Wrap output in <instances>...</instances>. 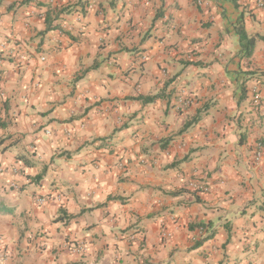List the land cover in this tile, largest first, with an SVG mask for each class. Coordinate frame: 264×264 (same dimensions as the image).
Here are the masks:
<instances>
[{
	"label": "crops",
	"instance_id": "obj_1",
	"mask_svg": "<svg viewBox=\"0 0 264 264\" xmlns=\"http://www.w3.org/2000/svg\"><path fill=\"white\" fill-rule=\"evenodd\" d=\"M0 264H264V10L0 0Z\"/></svg>",
	"mask_w": 264,
	"mask_h": 264
},
{
	"label": "trees",
	"instance_id": "obj_2",
	"mask_svg": "<svg viewBox=\"0 0 264 264\" xmlns=\"http://www.w3.org/2000/svg\"><path fill=\"white\" fill-rule=\"evenodd\" d=\"M47 30H49V27H47ZM237 32H238V35L240 37V41L242 42V47H243L244 54L246 56H250L251 53H252L253 45H254V38L248 37L246 35V33L244 32L243 27L241 25L237 29ZM157 97H159V96L156 94V95H153V96H137L134 99L141 100L142 102L147 103V102H151V101L155 100ZM204 239L205 238L199 239V241L196 244H199V242H201Z\"/></svg>",
	"mask_w": 264,
	"mask_h": 264
},
{
	"label": "built area",
	"instance_id": "obj_3",
	"mask_svg": "<svg viewBox=\"0 0 264 264\" xmlns=\"http://www.w3.org/2000/svg\"><path fill=\"white\" fill-rule=\"evenodd\" d=\"M253 4H254V6L256 8L264 10V0H253ZM254 99L256 101L259 100V95L257 93L254 94ZM261 157H262V150L260 149V150H258V151L255 152L254 159L256 161H258V160L261 159ZM37 200L39 202H41L43 199L42 198H38ZM199 232H200V235L203 234V229L200 228ZM200 237H202V236H200ZM74 249L77 250V251H79L81 249V247H75Z\"/></svg>",
	"mask_w": 264,
	"mask_h": 264
}]
</instances>
